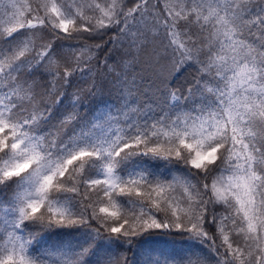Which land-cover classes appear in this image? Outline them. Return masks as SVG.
<instances>
[{
  "label": "snow or ice",
  "instance_id": "snow-or-ice-1",
  "mask_svg": "<svg viewBox=\"0 0 264 264\" xmlns=\"http://www.w3.org/2000/svg\"><path fill=\"white\" fill-rule=\"evenodd\" d=\"M2 7L0 264H264V0Z\"/></svg>",
  "mask_w": 264,
  "mask_h": 264
},
{
  "label": "trees",
  "instance_id": "trees-1",
  "mask_svg": "<svg viewBox=\"0 0 264 264\" xmlns=\"http://www.w3.org/2000/svg\"><path fill=\"white\" fill-rule=\"evenodd\" d=\"M8 0H0V12H3L4 9L2 7V5L7 4ZM22 2V0H21ZM97 2H99V0H97ZM6 18V17H5ZM179 85H173V87H178ZM5 204H7V201L4 202ZM0 207H3V205H0ZM3 213L0 212V215H2ZM156 239H158L160 241L159 246L166 252H172L174 249H179L181 247L180 243H179V237H168V236H161V237H157ZM55 240V238H50L49 243H52Z\"/></svg>",
  "mask_w": 264,
  "mask_h": 264
},
{
  "label": "rangeland",
  "instance_id": "rangeland-1",
  "mask_svg": "<svg viewBox=\"0 0 264 264\" xmlns=\"http://www.w3.org/2000/svg\"><path fill=\"white\" fill-rule=\"evenodd\" d=\"M6 3H8V1Z\"/></svg>",
  "mask_w": 264,
  "mask_h": 264
}]
</instances>
